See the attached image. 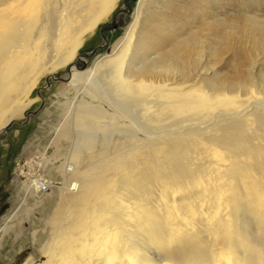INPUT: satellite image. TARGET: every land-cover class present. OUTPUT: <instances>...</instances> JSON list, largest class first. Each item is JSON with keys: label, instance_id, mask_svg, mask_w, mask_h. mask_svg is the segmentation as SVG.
Here are the masks:
<instances>
[{"label": "bare ground", "instance_id": "obj_1", "mask_svg": "<svg viewBox=\"0 0 264 264\" xmlns=\"http://www.w3.org/2000/svg\"><path fill=\"white\" fill-rule=\"evenodd\" d=\"M114 1L0 0V131ZM223 1L139 0L121 42L66 77L75 95L21 184L35 207L0 228L19 240L41 219L26 264H264V82L240 52L213 72L229 48L208 65L203 47L233 28L262 35L264 20L249 0L218 13ZM65 139L54 165L47 149Z\"/></svg>", "mask_w": 264, "mask_h": 264}, {"label": "rangeland", "instance_id": "obj_2", "mask_svg": "<svg viewBox=\"0 0 264 264\" xmlns=\"http://www.w3.org/2000/svg\"><path fill=\"white\" fill-rule=\"evenodd\" d=\"M231 1L232 0H224L221 2L224 6L223 8L217 10L218 13L226 11V14L232 16V18L236 15L241 16L240 13L242 12L240 11L243 7L237 4V2H234V0L232 2ZM251 1L252 0H249V4H247L249 5V9H256L259 16L262 17V20H264V5L262 4V6H258L256 2ZM138 2L139 0H128L129 4L126 5L125 0L114 1L113 7L110 11L96 22L92 31L86 34L82 44L75 51V55L71 61H68L66 65L60 66L52 72L42 74L39 80L36 81L37 83L35 82L28 95L24 98V104H28V106H26L23 112L21 111L22 113L20 112L17 116H15L17 121L14 122L5 133L0 131V228H2L5 220H7V218L10 217L16 209L21 211L22 209H26L30 206L29 212H32V208L35 207L32 205L34 201L30 200L31 194L29 193L28 195H25L26 191L24 188H21V184L22 182H26L25 177L28 174L31 172L34 173L35 171L40 173V171L33 169L30 170L29 163L27 162L38 158L47 142L50 140L55 124L67 111L66 97L69 96L72 98L75 95L74 90H68V81L62 79L55 80L50 78V89H44V87L48 85L47 77L50 75L57 76L58 78L70 77L71 74H77V71L79 69H84L85 66L91 67L98 57L110 52L115 45L121 42L122 38L126 34L127 26L133 20L134 11ZM126 9H128L129 12L122 16L124 23L122 22L116 29L105 31L104 35L106 36L107 44L98 49L92 56L83 58V54L91 52L105 43L104 37L101 33V28L109 26L116 13L123 12ZM228 30H230V28H228ZM203 40L205 39L203 38ZM209 40L210 35H208V41ZM221 41L222 39L214 42L212 45L214 52L211 55L209 54V43H206L203 46L204 49H207V53H205L206 55L204 57V63H207L208 65L213 63L215 64L216 61L214 62L215 58L213 55H216V49L219 50V55L224 48H229L228 51L227 49L224 51V55L221 56L220 54L222 59H219L218 56L219 60L214 65L215 68L212 67L213 70L210 69L209 74L212 75L213 78H217L218 76L213 75L214 71L222 74L229 70L230 66H228L227 63L234 60L235 55H238L236 52H240L243 63L247 67L246 69L248 71L246 77H254L257 81L264 82L263 32L262 35H260L259 32L250 29L239 31L238 29L233 28L229 34L224 33L223 44L220 43ZM80 55H82V60L79 58ZM75 63L78 64L73 66ZM70 67L75 70L71 72ZM32 111H37V113L32 114L28 118V113ZM24 121L26 122L23 123ZM70 147V140H62L59 148L52 145L47 149L48 157L55 162L54 165L59 166L66 160ZM21 166L24 167V174L22 173L18 175ZM53 170H55V168ZM53 173L54 174H50V176H54V178L58 177V174H56L55 171H53ZM40 220L41 219H37L34 222L30 221V224H26L27 226L25 227V230L21 228L19 240H16L15 236H10V232L13 228L0 238V264H8L5 254L6 252L9 253L10 251H14V249L16 250L12 252V254H15L12 256L13 258L10 259V264L31 263L33 259L39 255L37 248L34 245L35 241L31 240V234L33 235L34 231L38 229L37 223ZM1 240H3L2 244ZM30 256L32 258H30Z\"/></svg>", "mask_w": 264, "mask_h": 264}, {"label": "water", "instance_id": "obj_3", "mask_svg": "<svg viewBox=\"0 0 264 264\" xmlns=\"http://www.w3.org/2000/svg\"><path fill=\"white\" fill-rule=\"evenodd\" d=\"M125 3L127 4V0H125ZM117 14H118V13H116V15H115L113 21L109 24V26H106V27L101 28V33H102V35H103V37H104L105 43H103V44L100 45L99 47L95 48V49L92 50L91 52H87V53H85V54H84L85 56H87V57L92 56L93 54H95V53L97 52L98 49L104 47V46L107 44V42H106V36L104 35L105 31L116 29V28H118V27L121 25V24H119V22H118V16H117ZM118 15H119V14H118ZM82 62H83V61H82ZM84 63H85V62H84ZM50 78L55 79V80H57V79L67 80L66 77L58 78L57 76L50 75L49 77H47L48 85H47L46 87H44V89H46V90H49V89H50V86H51ZM36 113H37V111L29 112V113H28V118H29L32 114H36ZM16 121H17V119H13V120H11V121L8 123V125L2 130V132L5 133V132H6V131H7V130L13 125V123L16 122ZM25 122H26V121H24L23 123H25Z\"/></svg>", "mask_w": 264, "mask_h": 264}, {"label": "built area", "instance_id": "obj_4", "mask_svg": "<svg viewBox=\"0 0 264 264\" xmlns=\"http://www.w3.org/2000/svg\"><path fill=\"white\" fill-rule=\"evenodd\" d=\"M35 174H37V172H34V175H35ZM25 178L28 179L27 177H25ZM40 181H41V180H40ZM40 184H41V186H42L43 188H46V187H47V186H45L46 183H44V182H42V181H41Z\"/></svg>", "mask_w": 264, "mask_h": 264}, {"label": "flooded vegetation", "instance_id": "obj_5", "mask_svg": "<svg viewBox=\"0 0 264 264\" xmlns=\"http://www.w3.org/2000/svg\"><path fill=\"white\" fill-rule=\"evenodd\" d=\"M127 2H128V0H127ZM77 64H78V63H77ZM73 70H75V69H74V68H72V69H71V72H73Z\"/></svg>", "mask_w": 264, "mask_h": 264}]
</instances>
